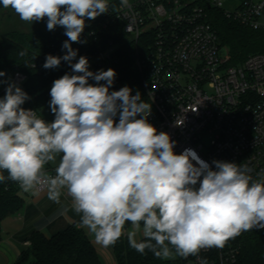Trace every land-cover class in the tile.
I'll return each instance as SVG.
<instances>
[{
  "label": "clouds",
  "instance_id": "1",
  "mask_svg": "<svg viewBox=\"0 0 264 264\" xmlns=\"http://www.w3.org/2000/svg\"><path fill=\"white\" fill-rule=\"evenodd\" d=\"M0 5L27 23L46 19L48 31L62 27L66 54L47 55L43 68L55 69L62 61L71 68L53 81L50 122L23 107L31 97L22 87L0 80L7 84L0 98V170L7 179L25 192L46 189L56 203L66 189L80 226L97 244L113 246L126 235L132 249L161 259L172 257L173 250L182 258L198 256L242 232L264 229V179L253 180L247 164L210 165L190 148L177 154L176 141L149 122L151 104L139 91L133 94L128 86L110 91L114 69L93 72L87 57L76 60L72 43L82 42L86 21L107 13V0H0ZM58 155L55 175H48L45 165ZM5 179L0 174V182Z\"/></svg>",
  "mask_w": 264,
  "mask_h": 264
},
{
  "label": "built area",
  "instance_id": "2",
  "mask_svg": "<svg viewBox=\"0 0 264 264\" xmlns=\"http://www.w3.org/2000/svg\"><path fill=\"white\" fill-rule=\"evenodd\" d=\"M211 7L221 8L222 0H127L126 5L116 0L100 24L119 22L129 38L144 41L136 61L151 104L148 120L176 141L177 154L190 148L210 165L213 160L247 164L253 180L264 179V53L231 64L209 21ZM225 14L264 31V0H243ZM106 54L100 52L97 59ZM95 62H89L93 72ZM5 73L0 80L18 85L27 80L20 69ZM212 249L181 258L185 264H199L201 259L207 264H238V247L220 249L215 257L208 256Z\"/></svg>",
  "mask_w": 264,
  "mask_h": 264
},
{
  "label": "trees",
  "instance_id": "3",
  "mask_svg": "<svg viewBox=\"0 0 264 264\" xmlns=\"http://www.w3.org/2000/svg\"><path fill=\"white\" fill-rule=\"evenodd\" d=\"M108 9L116 0H107ZM15 13L11 8L5 9L0 5V18ZM209 21L216 29L221 43L229 52L231 64H241L251 53H264V31L253 30L237 21L227 17L221 8H208ZM106 13L94 20L86 21L80 43H72V48L77 50L76 60L80 56L88 58L93 63L95 71L112 68L116 78L111 90H119L128 86L133 94L139 91L142 100L148 102V97L143 83L136 56L144 47L142 38L131 39L122 29V24L113 22L106 27L100 22ZM6 16V17H5ZM62 27L55 31H48L37 23L32 29L23 30L14 28L6 32L0 39V71L10 72L20 69L27 74V80L19 85L31 97L23 105L39 113L42 108L49 107L51 99L49 93L53 81L71 72L67 62L62 61L55 69H44L43 64L47 55L63 56L66 50L62 48L68 37ZM25 51L24 56L20 52ZM106 51L105 58L97 59L100 52ZM76 61H73V63ZM94 71V72H95ZM94 83V81H89ZM103 83V82H101ZM5 94V89L0 88V98ZM51 117L54 118L51 113ZM5 176V181L0 182V242L2 241L3 220L18 212L25 203V198L16 182L7 179L8 173L0 172ZM10 183V187L5 184ZM130 227L126 223L125 230ZM28 240L29 248L24 250L14 264H103V261L83 228L71 224L65 230L47 237L40 230L33 231ZM117 264H185L181 257L175 259H161L146 250L140 254L129 246L126 235L122 236L115 245L111 246ZM238 247V264H264V229L242 232L234 239H229L223 248L213 247L208 256L215 257L220 249Z\"/></svg>",
  "mask_w": 264,
  "mask_h": 264
},
{
  "label": "crops",
  "instance_id": "4",
  "mask_svg": "<svg viewBox=\"0 0 264 264\" xmlns=\"http://www.w3.org/2000/svg\"><path fill=\"white\" fill-rule=\"evenodd\" d=\"M56 167L57 165H48L46 168L48 175H51ZM23 197L25 198L23 207L18 212L6 217L2 222L0 264H14L22 252L29 248L28 237L33 231L40 230L47 237H51L65 230L71 224L75 223L81 227L80 214L74 211L71 197L67 194L66 189L61 190L59 203L48 198L47 190L25 192ZM83 229L87 233V229ZM87 235L95 245L102 261H104L102 256L105 254L110 260V264H117L111 246L99 245L92 236L88 233Z\"/></svg>",
  "mask_w": 264,
  "mask_h": 264
},
{
  "label": "rangeland",
  "instance_id": "5",
  "mask_svg": "<svg viewBox=\"0 0 264 264\" xmlns=\"http://www.w3.org/2000/svg\"><path fill=\"white\" fill-rule=\"evenodd\" d=\"M243 0H222V9L224 11H235L239 5L242 3ZM6 17V16H5ZM3 21H1L0 18V39L3 38L7 31L12 30L14 28H20L23 30H29L32 29L34 26L39 23L43 26V28H46V19L38 22L27 23L22 21L19 16L16 13H12L11 15L7 16L6 18L3 17ZM3 84H0V88ZM41 118H44L47 121H52L54 118L51 117V112L49 107L42 108L38 113ZM60 156L58 155L56 160L53 162H49L47 165H45V170L48 167V165H57L59 163ZM178 256L175 255V252L173 250V256L167 259H175ZM104 264H110V260H108V257L103 254L102 256Z\"/></svg>",
  "mask_w": 264,
  "mask_h": 264
},
{
  "label": "bare ground",
  "instance_id": "6",
  "mask_svg": "<svg viewBox=\"0 0 264 264\" xmlns=\"http://www.w3.org/2000/svg\"><path fill=\"white\" fill-rule=\"evenodd\" d=\"M5 84L2 85V87L4 86Z\"/></svg>",
  "mask_w": 264,
  "mask_h": 264
}]
</instances>
